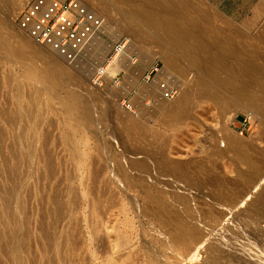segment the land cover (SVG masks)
<instances>
[{
	"label": "rangeland",
	"instance_id": "obj_1",
	"mask_svg": "<svg viewBox=\"0 0 264 264\" xmlns=\"http://www.w3.org/2000/svg\"><path fill=\"white\" fill-rule=\"evenodd\" d=\"M3 1L6 0L0 2V16L4 15L1 14L4 13ZM28 1L23 0L22 5L14 14V20L12 19V26L16 30L17 36L22 39H26L27 36L18 30L16 21L20 9ZM97 1L88 0L90 6L100 11L99 16L104 20L106 31L103 30V38L106 44L102 41L105 45L102 44L101 52L99 51L100 53L98 52L99 54L94 57L83 55L79 59V63L81 60L84 62L80 63L81 65L78 60L77 63L74 61L69 64L62 61L71 71L68 77L56 72L55 76L58 82L66 81V86L59 88L60 90L57 89L56 95L50 93V96L49 92L42 91L43 82L35 79L34 82L27 75L30 65L34 63L33 67L41 69L43 68V57L49 53L54 54L47 47L44 46L46 52L38 50V53H34L38 44L30 41L27 47L28 54L32 55L30 60L29 57L15 60L0 51L2 53L0 54V199L12 189L15 183L16 187L11 193L10 205V209L15 215L14 223L18 229L24 225V217L20 212L22 210L28 217L27 228L30 233L28 234L29 244L27 243L29 246L26 245L23 250L19 246L21 237L19 230L8 239L9 237H6V221L0 215V264H21V261L24 264H34L33 259L37 256L36 253H40V248L45 243L44 241L42 244L44 240L41 236L42 231L36 229L40 228L37 227L39 221H43L40 218L45 220V217L47 222H43L48 230L51 231L52 225H54L53 230H55L52 232L58 235L62 234L60 236L67 243H70L71 240L76 245L78 244V249L75 247L77 250L75 248L73 250L76 251L74 254L77 256L82 253L81 256H87L89 251L97 256L99 246L95 245V241L99 238L103 239L107 235L113 238L114 232L117 231L120 236L119 242L127 243L131 240L127 245H130L132 252L134 253L138 249L134 254L141 255L140 258L143 260L154 259L156 262H153L154 264H264V210H250L247 204L240 206L238 202L240 193L246 188V176H249L250 173L245 162L239 159L227 142L229 137H231L229 139H238L242 149L264 164V133L260 132L257 119L252 118L255 121V127L250 128L249 124H242V118L248 114L247 106L245 107V104L243 106L229 92V83L212 84L216 92L214 96L204 98L198 95L199 86L196 79L204 74L201 69L197 67L196 63L185 58L182 49L171 48L161 36L151 29L145 28L142 22H136L137 26L141 28V33L132 35L129 29L134 22V17L128 9V3L124 4L121 0H108L110 5L106 6L109 7L104 12L102 6L107 0L105 2ZM192 1L207 12L209 11L210 20L212 19L211 22L217 29L220 28L218 30H224L227 25H230L243 34L254 36L257 43L254 40L252 42L256 43L261 52L264 51L262 49L264 44L257 41L258 35L259 37L264 36V0ZM100 8L102 9L100 10ZM112 29L113 31H111ZM121 39L127 41L122 55L128 60V63H131L132 67L128 68L126 62L124 68H106L108 71L106 83L102 87H95L90 82L91 73L96 67L101 66V62L105 63L112 44ZM236 42L240 45L246 43L245 39L237 37ZM164 50L175 57L177 65L180 66L178 72H174V76L169 77L172 85L176 88L174 96L191 87L195 91L189 94L188 109H186V115L182 120H175L170 116L168 112L172 105L170 98L166 100L159 98L155 85H146L143 79L144 72L151 67L155 66L159 70L162 68V62L158 55ZM103 53L104 55H102ZM100 58L102 60H99ZM99 61L101 62L99 63ZM18 64L20 65L18 66ZM117 69L119 73L115 71ZM46 70L49 75H53L55 72L48 65ZM24 71L25 73H23ZM115 73L121 80L119 87H115L113 83L109 82ZM156 76L157 74L153 71L150 77L153 83L157 81ZM9 77H13L12 80ZM35 89L36 91H34ZM68 90L77 94L74 98L73 115H68L64 111L65 91ZM44 101L47 104L43 103ZM158 102H164V108L161 110L156 108ZM27 110L29 111L27 112ZM17 111H21L20 118L15 116ZM31 111H34L35 114ZM86 114L88 118L95 120L96 126L94 124L87 125ZM167 114L168 117H165ZM15 117L17 118L15 119ZM70 120L75 124L73 130L67 124V121ZM39 123H42V126L38 125ZM31 128L36 129L31 132ZM91 129L96 130V133ZM37 131L38 134H35ZM240 131L243 133L240 134ZM29 138L35 140H28ZM73 140L80 147L79 153L82 155L79 154V158L74 157ZM213 146L223 150V155L220 157L209 156ZM162 161L171 162L173 165H183L187 170H191V177H200L202 180L201 184L196 182L192 184L189 177H184L173 182L175 188L182 190L186 204L175 203L170 213L172 215L179 214V225L192 224L200 232L199 241L196 242L192 251L190 249L186 252L181 245L176 247L170 238H167L169 237L167 232L173 226L172 223L163 225L158 220H154L157 217H153L151 212L146 210L149 205L145 201V194L141 193L143 191L142 184L137 182V178L133 174L136 168L146 167L148 162L160 164ZM199 162H203V168L198 169L200 171L195 173V165ZM122 171L128 173L130 187H126L125 182L121 180L119 174ZM141 174L143 187L151 188L153 183L149 178L148 170H143ZM121 186H124L122 190ZM261 186L256 189L257 191H254L256 192L254 194L264 190V184ZM157 188H159L158 191L163 190L161 184L156 186ZM101 192L104 194L102 195L103 199L101 195L99 196ZM54 195H56L55 197L59 196L57 197L58 206L64 208L67 213L65 218L63 217L65 220L61 218L62 220L58 219L56 222L55 220L51 221L53 218L51 211L54 208L52 206L55 205L52 204ZM166 195V199L171 198L169 192H166ZM61 197L63 198L61 199ZM133 198L136 203L132 204ZM60 199L61 204H59ZM87 199L88 203H86ZM107 199L109 200L106 203ZM65 201L66 203H64ZM111 204L114 205V208L110 206ZM135 205L139 206L136 208ZM87 206L90 210H86ZM108 206L110 207L108 208ZM105 207L109 214L105 212ZM131 207H135L136 211L134 209L131 211ZM45 210L47 211L45 212ZM100 211L103 213H99ZM41 215L45 217L43 218ZM146 216L149 219L144 218ZM158 216L160 215L158 214ZM125 221L128 224H124ZM156 221H158V225ZM51 222H53L52 225ZM150 222L151 224H149ZM70 225L71 227H69ZM127 225L128 229H126ZM159 230L161 232H158ZM90 232L100 234V237H98L99 235L96 237ZM93 236L97 239H94ZM92 238L95 240L94 242ZM121 238L123 239L121 240ZM165 240L166 243H164ZM35 241L39 243L36 244ZM100 242L101 240L98 241V243ZM8 248L13 252V256L7 253Z\"/></svg>",
	"mask_w": 264,
	"mask_h": 264
},
{
	"label": "bare ground",
	"instance_id": "obj_2",
	"mask_svg": "<svg viewBox=\"0 0 264 264\" xmlns=\"http://www.w3.org/2000/svg\"><path fill=\"white\" fill-rule=\"evenodd\" d=\"M81 1L90 10L94 11L97 15L100 14L99 13L100 11H98V9H95L92 6H90V3L88 2V0H81ZM95 1H97V0H95ZM99 1H101V0H99ZM103 1L105 2L106 0H103ZM122 1L124 4L128 3V5H129L128 9L130 10V12L132 13V15L134 17V22H132L131 27L129 29V30H131L132 35H138L139 33H141V28L137 26L136 22H142L145 28L151 29L157 35L161 36L168 43V45L171 48L182 49V51L185 55V58L190 60L191 62L196 63L197 67L200 68L201 72L204 73L202 76H200L196 79L197 85L199 86V88H198L199 94L198 95H200L201 97L208 98V97L214 96L216 94V92L214 90L215 88H214V86H212V84L213 85L214 84L219 85L221 83L222 84H224V83L228 84L229 83L228 84V86L230 85L228 88L229 92L231 94H233L237 98L238 102H241L243 104V106H244V104H245V107L247 106L246 110H248V115H250L252 118L257 119L258 128H259L261 133H264V53H262L264 51L261 52L259 50V47L256 45L257 42L255 41L254 36L252 37L251 35L243 34V32L236 30V28H234L230 25H227L226 29H224V30L222 28H221L222 30H218L220 28L218 27V29H217L212 24V22H211L212 19L210 20L211 16L208 13L209 11L207 12V10L200 7L199 4L193 2L192 0H121V2ZM0 2H1V0H0ZM22 2H23V0H6L3 3L4 4V13H1V14H4V15L0 16V26L2 27V29H0V51H3L6 55L10 56L11 58H13L15 60L20 59V58L25 59V57L26 58L29 57V60H30V59H32V55L28 54V52H27L28 43L30 41H31V43H35V44H38V43L35 42L33 39H31L27 34H25L27 36L26 39H24V38L22 39V38L18 37L16 34V30L12 26V24H13L12 21L14 20L13 18H15L14 14H15L16 10L18 8H20V6L22 5ZM112 2H114V1H112ZM98 3H100V2H98ZM105 3H107V4L105 5ZM105 3L102 6L104 12H105V9L107 10V8L109 7V6L108 7H106V6L110 5V4H108V0ZM199 3H200V1H199ZM1 6H3V5H1ZM102 8H100V10ZM210 14H211V12H210ZM17 28H18V30L22 31L18 26H17ZM105 29L106 28H104V31H106ZM108 30H110L109 27H108ZM111 31H113V29ZM236 37L239 39L240 38L245 39V41H246V43L244 42L245 45H240V43H237ZM253 40L256 43L252 42ZM256 40H257V38H256ZM257 41L264 44V36L259 37V35H258ZM104 43L97 41L96 42V45H97L96 48L93 47L90 51H86V54L89 55V57H90V55H92L93 57L95 55H98L101 52L102 44L103 45L106 44V43L105 44ZM100 44H101V46H100ZM38 45L36 46L37 49L34 51V53H38V50L39 51L43 50L46 52V50H44V46H42L40 44H38ZM106 49H107V47H106ZM262 49H264V47H262ZM50 51L53 52L54 54L49 53V55L47 54L46 56L43 57V68H41L42 67L41 66L40 67L41 69H37V68L33 67V65H34V63H33V65H30L29 68L27 67L29 69V72L27 73V75L29 78H31L33 80L34 79L39 80V81L41 80L43 82L42 91L45 90V92L47 91V93L49 92V94L50 93L55 94L57 89L62 88L63 86L64 87L66 86V81L65 82H58L56 80V76H55L56 72L60 73V75H62V76L68 77L71 70L67 65H65L63 63L65 61V63L69 64L68 61L63 59L60 55H58L54 51H52V50H50ZM103 52H105V51H103ZM0 54H2V53H0ZM6 55H5V57H7ZM102 55H104V53ZM102 58H103V56H102ZM158 58L162 62V68L158 72V77H165V76L172 77V76H174V72H176V73L178 72L180 66L177 65L176 58L171 56L167 51L164 50L163 52H161L158 55ZM99 60H102V59L100 58ZM100 62L101 61H99V63ZM126 62H127V67L130 68L131 63L130 62L128 63V60L123 55H120V56L115 57V59L112 60L109 63V65L106 66V68L107 69L124 68L126 65L125 64ZM76 63H77V60H76ZM78 63H79V60H78ZM80 63L82 64L84 62H82V60H81ZM100 64L103 65L104 63L101 62ZM19 65L20 64H18V66ZM22 65H24V64H22ZM47 65L54 69L55 72L53 73V75H49L47 73V70H46ZM22 69H23V67H22ZM24 70H26V69H24ZM21 71H23V70H21ZM23 73H25V71ZM21 75H23V74H21ZM10 78L11 77H9V79ZM12 78H11V80H12ZM51 79H54L55 81L51 80ZM35 80H34V82H35ZM197 85H195V86H197ZM188 87H189V85H188ZM37 90H38V88H37ZM40 90H41V88H40ZM192 90H193V92H192ZM34 91H36V89ZM194 92L195 91H194L193 87H191L187 90H184V91L178 93L176 96L170 98V101H172V105H171V108L169 107L170 109L168 108L169 109L168 112H169L170 116L173 117V119L182 120L185 117L186 109H188L187 106L189 103V94L194 93ZM196 92H197V89H196ZM32 93H34V92H32ZM51 94H50V96H51ZM76 95L77 94L75 92H73L72 90L65 91V97L64 98L66 99V101L64 103V111L68 115H73L72 111L75 108L74 107V98ZM39 97L41 98V96H39ZM42 100H44V99H42ZM164 100H166V99H164ZM37 101H39V100H37ZM43 103H45V101ZM45 104H47V102ZM163 104H164V102L163 103L158 102V104H156L157 107L154 105L153 106L156 107L157 110H161L162 108H164ZM36 106H38V105H36ZM48 106H49V104H48ZM33 107L34 106H32V108ZM165 107H166V105H165ZM156 108H155V110H156ZM28 111L29 110H27V112ZM17 112L18 113L15 114V116L20 118L21 117V111H17ZM32 112L34 113V111H31V113ZM37 112H39V111H37ZM78 112H79V110H78ZM14 113H16V112H14ZM80 114H82V112H80ZM37 115H36V117H37ZM170 116H169V118H170ZM10 117H11V115H10ZM17 117H15V119ZM31 117H33V116L31 115ZM36 117H34V118H36ZM165 117H168V114ZM13 118H14V116H13ZM27 118H28V116H27ZM23 120H25V119H23ZM39 120H38V122H39ZM94 121L95 120L88 118L87 114H86L85 122L87 123V125H93L94 124L96 126V123ZM26 123H27V121H26ZM42 123L41 124L39 123L38 125L42 126ZM67 124L71 130L74 129L75 124L71 120L67 121ZM41 126H39V127H41ZM26 127H27V125H26ZM32 128H33V125H32ZM32 128L30 130H31V132H32V130L34 132V130L36 128L35 129H32ZM91 128H93V127H91ZM93 130L91 129V131H93ZM94 132L96 133V130H94ZM35 134H38V131ZM35 134H33V135H35ZM66 134H67V132H66ZM37 137H39V135H37ZM37 137L35 136V138H37ZM32 138H29L28 140L31 139L34 141L35 139H32ZM229 138H231V137H229ZM229 138L227 139L228 146L231 147L235 151V153L238 155L240 160L245 162L246 167L248 168L249 173H250L249 176H246V180H245L246 188L240 193V199L238 202L240 203V206L247 204L248 208H250V210H253V211L264 210V193H262V191H264V190L258 192L257 194H254V193H256L254 191H257L256 189H259L260 187H262L261 185L264 184V164H262L256 158L251 157L244 149H242L243 147L241 146V143L238 141V139L235 140L236 138L235 139H229ZM19 139H17V140H19ZM19 142H21V141H19ZM72 145H73V150L75 153L74 157L79 158L78 155L81 154V153H79L80 147H78V145L76 144V141H74V140H73ZM222 155H223V150L219 149L218 147L213 146L210 149L209 156L220 157ZM119 168L121 169V166ZM195 168H196L195 173L200 171L198 169L203 168V162L197 163L195 165ZM12 169L13 168L11 167V170ZM191 169H193V168H191ZM143 170H148V172H149V176H150L149 178L151 179V182L153 183L152 184L153 186L151 188L143 187L144 186L142 183L143 178H142V174H141ZM133 174L136 176L137 182L139 184H142L143 191H141V193L143 192V194H145L144 195V198L146 199L145 201L149 205L148 206L147 204H145L149 208L148 209L145 206L147 208L146 210H149L153 217L156 216L157 218H155L154 220H158L161 224L163 223V225H164V224L172 223L173 226L171 227L169 232H167L169 234V237H167V236L166 237L168 239L170 238L173 245H176V247L181 245L185 249L186 252H188L190 249L192 251L196 242L199 241L198 238L200 236L199 235L200 232H198L195 225H192V224L191 225H179V219H180L178 217L179 214L174 213L172 215L170 213L172 211V208H173L175 203L179 202V203H183L184 205L186 204V199L183 197L182 190L180 188H175L176 186H174L173 182L176 181V179L189 177L192 184H195V182L197 184L198 183L201 184L202 180L200 179V177H195V176L191 177V175H192L191 170L190 169L187 170L185 168V166H183V165H173L171 162L165 163L163 161L160 164L148 162L146 164V167L143 166V167L136 168L133 171ZM119 176L121 177V180H123L125 182L126 187L131 186V183L128 182L129 175L127 172L122 171L119 174ZM117 177H116V180L118 179ZM15 178H17V177L15 176ZM18 178H20V177H18ZM113 180L115 182V179H113ZM120 184L122 185L121 182H120ZM159 184L162 185L163 190L161 189L160 191H158L159 188L156 189V186H158ZM15 187H16V184L14 183V186H12V189L0 199V202H1L0 215L3 219L5 218V221H6V223H5L7 225L6 226V237L7 238L9 237L8 239H10V237H13L15 232L19 230V234L21 235L20 240H19V246H20V248H22L24 250L26 248V245L29 244L28 240L30 239V238L28 239V234H30L28 231L29 229L27 228V225H28L27 224L28 223L27 218L28 217L24 214L25 212H22V210L20 211L24 217V225L22 227H19V229H18L14 223L15 215H14V213H12V211L10 209L11 193L13 192ZM216 187L218 188V186H216ZM122 188H124V186L123 187L121 186V190H122ZM252 188H254V190H251ZM101 189H102V187H101ZM105 191H107V190H105ZM102 192L99 194V196L101 195V197H102V195H104ZM166 192L170 193V195H171L170 199H166L167 198ZM104 193H106V192H104ZM137 194H140V193H137ZM56 195H54L53 202H52V204L54 203L55 205L53 204L54 206H52V207H54V208H52V211H51L52 212L51 216H53L51 221L55 220V222H56V220L63 218L67 214L65 212L64 208H61L60 205L58 206V198L57 197H59V196L55 197ZM70 195L72 196V194H70ZM50 198H51V196H50ZM62 198L63 197H61V199ZM70 198H72V197H70ZM61 199H60L59 204H61ZM88 199H87L86 203H88ZM99 199L101 201L103 199V197H102V199L101 198H99ZM138 199H139V196H138ZM51 200H52V198H51ZM74 200H75V198H74ZM108 200L109 199L106 200V203ZM71 201H72V199H71ZM136 201H137V197H136ZM136 201L133 198V201H131V202L133 204V202L136 203ZM74 202L76 203V201H74ZM79 202H80V200H79ZM96 202H98V201H96ZM102 202H103V200H102ZM110 202H112V201H110ZM64 203H66V201ZM99 203H101V202H99ZM89 204H91V203H89ZM115 204H116V202H115ZM143 205H144V201H143ZM143 205H142V207H144ZM72 206H74V205H72ZM100 206H101V204H100ZM100 206H98V207H100ZM110 206H113V208H114V205L111 204ZM110 206H108V208ZM131 206H133V205H131ZM98 207H96V208H98ZM135 207H136V205H135ZM75 208H76V206H75ZM106 208L107 207L104 208L105 212H106ZM134 208L131 207V211H133L132 209H134ZM135 209H134V211H136ZM86 210H90L89 207ZM91 210H92V208H91ZM46 211L47 210H45V212ZM40 212H42V211H40ZM101 212L102 211H100L99 213H101ZM137 212H139V210ZM106 213L109 214L108 211ZM136 213H133V214L137 215ZM168 213L171 215H169ZM69 214H71V213L69 212ZM101 214H99V215H101ZM158 214L160 216H158ZM140 215H144V214H140ZM151 215H149V216L151 217ZM51 216L49 214V217H51ZM88 216H86V217H88ZM101 216H104V215H101ZM74 217H75V214H74ZM132 217H134V216H132ZM140 217H142V216H140ZM144 218H147V216ZM103 219H104V217H103ZM142 219H141V221H142ZM147 219H149V217ZM40 220H43L45 222L46 217H45V220L41 219V218H40ZM118 220H119V218H118ZM43 221L42 222L39 221V224H38L39 226H37V227H40V228H37L36 230L39 229L42 231V233H41L42 235L40 233L39 234L43 237L42 240L44 239L42 241V244L44 241H45V243H44L43 247L41 246L39 254H37L35 252L37 256H35V258L33 257L34 258L33 259L34 264H154L153 262H155L154 259L147 261V260H143L142 258H140L141 255L137 256L136 254H134L135 251L137 252L138 249L135 250L134 253L132 252V250H131L132 248L129 247L130 245H127L131 240L129 242L127 241V243H125L124 241H120V242H124V243H120L118 241V238L120 236H118V232L117 231L114 232V230H113V232H114L113 238L112 237L110 238V236H108V235H107V237H105L103 239L99 238V240H101L100 243H98L99 240H96V241L94 240V239H97L96 237L98 235H99L98 237H100V234H97L98 231L96 233L97 235L92 232L96 236V237L93 236L94 237V239L92 238L93 242L95 241V245L97 247L99 246V248L97 250L98 253L96 254L97 256L93 255L92 251L87 252V254H86L87 256L84 255L85 257L81 256V255H83V253L80 256H77L76 254H74V252L76 253V251H73V250L75 247L77 248L78 244L76 245V243L74 241L71 242V240H70V243H67L66 241L63 240V237L60 236L62 234L58 235L57 233L52 232L55 230V229L53 230V227H54V225H52L53 222L50 223L53 226L52 230L50 231V230H48V228H46L47 226H45V223ZM70 221H72V220H70ZM145 221H147V220H145ZM158 221H156L157 225H158ZM74 222H76V221H74ZM152 222H155V221H152ZM91 223L93 225V222H91ZM95 223H96V221H95ZM147 223H148V221H147ZM88 224H89V221H88ZM98 224H95V225L97 226ZM124 224H128L127 221H125ZM149 224H151V222ZM138 226H139V224H138ZM69 227H71V225ZM127 227H128V225L126 226V229H128ZM132 227H134V226H132ZM161 227H163V226H161ZM114 228H116V227H114ZM149 228H151V227H149ZM94 229L95 228L93 227V230ZM4 230H5V228H4ZM137 230H138V228H137ZM59 231H58V233H59ZM66 231L69 233L68 230H66ZM55 232H57V231H55ZM99 232H100V230H99ZM158 232H161V230H159ZM165 232H166V230H165ZM3 234H4V231H3ZM119 234H120V232H119ZM139 234L141 235V233H139ZM158 234H156V235H158ZM160 234L165 235L163 233H160ZM68 236L70 237L71 235L69 234ZM74 236L76 237V235H74ZM74 236H73V239H74ZM123 238H124V236H123ZM123 238H121V240ZM38 239H36V240L38 241ZM138 239H139V237H138ZM141 239H142V237L140 238V240ZM162 239H165V238H162ZM85 241H86V239H85ZM87 241H89V240H87ZM35 243H36V241H35ZM38 243H36V244H38ZM96 243H98L99 245ZM164 243H166V240ZM137 244H138V242H137ZM139 244H140V242H139ZM6 245H7V242H6ZM83 245L85 246V244H83ZM166 245L169 246V244H166ZM92 247H94V246H92ZM173 248H175V247H173ZM34 249H36V248H34ZM93 249L96 250V248H93ZM7 253L10 254L11 256H13V252L11 250H9V248L7 249ZM145 259H146V257H145ZM20 263L24 264V263H22V261Z\"/></svg>",
	"mask_w": 264,
	"mask_h": 264
},
{
	"label": "built area",
	"instance_id": "obj_3",
	"mask_svg": "<svg viewBox=\"0 0 264 264\" xmlns=\"http://www.w3.org/2000/svg\"><path fill=\"white\" fill-rule=\"evenodd\" d=\"M16 22L31 39L54 51L69 63L79 60L93 47L96 48L97 41H104L103 18L90 10L81 0H29L19 12ZM126 43V39H121L112 44L105 63L96 67L91 74L92 85L104 86L108 72L106 66L115 57L123 54ZM153 71L157 74V81L154 83L150 80ZM159 71L157 67H151L144 72L143 79L146 85H155L159 98H172L176 94V88L168 76L158 77ZM109 82L115 87L121 85L117 73ZM246 123L250 128L255 127V121L248 114L242 118V124ZM242 133L240 131V134Z\"/></svg>",
	"mask_w": 264,
	"mask_h": 264
}]
</instances>
